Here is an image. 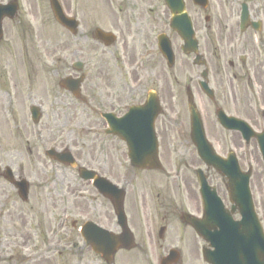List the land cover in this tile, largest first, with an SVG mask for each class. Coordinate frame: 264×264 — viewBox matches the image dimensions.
<instances>
[{
	"label": "flooded vegetation",
	"instance_id": "flooded-vegetation-1",
	"mask_svg": "<svg viewBox=\"0 0 264 264\" xmlns=\"http://www.w3.org/2000/svg\"><path fill=\"white\" fill-rule=\"evenodd\" d=\"M86 2L63 0L64 13L75 20L76 32L60 25L63 33L59 38L47 41L46 80H41V73L35 69L34 73H22L17 83L33 95L31 105L45 108L55 142L61 143L57 138L65 131L68 135L83 129L92 135L91 160L79 161L97 179L82 178L79 168H72L78 184L71 185L69 166L38 155L34 161L44 177L29 185L33 205L28 220H44L58 231L70 226L77 234L80 258L102 260V254L87 244L85 236L95 232L100 237L96 226L113 234L122 232L117 207L120 192L113 185L119 186L124 192L127 224L137 243L135 249L140 248L146 256L152 251L160 258L173 252L178 256L176 264H183L187 256H197L209 247L189 223L193 217L203 218L198 170L209 186L218 176L226 187L225 178L197 154L191 137L190 98L196 102L199 95L207 98V139L224 156L234 151L240 167L252 171V188L264 191L258 139L246 141L241 131L225 128L217 119L219 110L241 118V78L246 75L244 91L254 104L251 117L242 115L255 132L264 134V112L261 119L255 113V105L264 106V79L260 81L247 66L253 56L264 65V8L257 0H222L220 15L215 19L209 15L211 25L206 26L202 52L206 81L213 90L208 96L199 89L203 67L195 63L193 54L180 51L182 42L169 26L171 14L163 0H104V12ZM244 4L248 10L245 18ZM167 37L175 54L172 66L165 58ZM65 78L72 86L62 84ZM256 93L261 102H255L259 100ZM20 156H0V264L6 262L4 253L9 249L16 254L10 255V260L23 254L19 246L11 249L21 235L22 218L27 220L22 214L19 188L13 182V178L27 177ZM152 162L156 166H151ZM216 186L220 193L222 185ZM225 206L230 207L229 203ZM233 217L239 219L237 214ZM130 251L120 250L117 255ZM64 252L62 246L58 253Z\"/></svg>",
	"mask_w": 264,
	"mask_h": 264
},
{
	"label": "rangeland",
	"instance_id": "rangeland-1",
	"mask_svg": "<svg viewBox=\"0 0 264 264\" xmlns=\"http://www.w3.org/2000/svg\"><path fill=\"white\" fill-rule=\"evenodd\" d=\"M1 1L5 2L6 0ZM18 1L20 3L18 16L13 22L5 21L4 31L6 40L2 41L0 44V156L8 153L21 155V164L25 166L26 176L30 180L31 186H33L32 183L35 184V182L40 181L39 179L42 180L44 177L40 174L41 167L37 168L38 162L34 160H38V155H44L46 149L49 147L53 145L57 146V144L59 147H70L75 157L82 162H88L89 159L91 160L94 150L91 144H89L92 135H86L85 133L87 131L83 129L71 131L68 135L65 131L64 135L61 134L59 138H57L58 141L61 140V143L56 144L54 142L53 132L48 128L45 108H43L40 124H34L32 122L29 105L32 103L30 98L33 95H30L24 87L18 85L17 80L21 79L20 75L22 73H27V71L34 73L35 69L41 73V80H46L49 62H47V58L44 55V47L51 37L58 39L63 31L54 24L55 21H53L49 0ZM60 1L62 3L63 0ZM86 1V4H88V1L89 3L91 2V8L94 10L104 12L107 9L104 0ZM257 1L262 4V6L260 5L261 8H264V0ZM221 4L222 0H210V5L207 10H203L195 6L191 0H187L188 10L192 15L195 28L199 31L198 36L201 42L200 49L203 53H205L207 38L206 26L211 25L210 22H205V15L209 14L215 19V16L220 15L223 11V9H221ZM102 15L104 16L106 14L102 13ZM105 20L108 21V18H105ZM213 25H215V23H213ZM250 50L252 51V47H250ZM212 55L214 54L212 53ZM37 58L39 59L37 60ZM247 64V66L251 67V69L258 74L260 81L264 79V65L258 63L254 56ZM251 73L253 72L251 71ZM222 79L225 80L224 88H226V77ZM213 80L216 83L220 82V78L217 77H213ZM247 82L248 76L244 75L241 78V115L244 114L251 117L253 114L251 106L254 104V101L251 96L244 91V87L248 84ZM216 85L219 86L221 84ZM254 89L257 91V87ZM37 92L41 95L43 94L40 90ZM262 92L263 94L261 97L264 100V90H262ZM256 96L258 97V93H256ZM196 100L203 115L210 121L207 114V98L199 95ZM258 101H260V98L259 100L255 99V102ZM46 170H50V168ZM71 170L72 169L69 168L70 173L72 172ZM71 175V185L77 186L76 173L74 175L71 173ZM213 178V185H222V187H220L221 195L227 200V192L225 191L222 179L218 176H214ZM254 189L256 192V187ZM31 191L32 190H30V194ZM254 194L255 203L257 202L259 213L263 219L264 191H257ZM32 205L30 199L28 202H22V214L27 220L22 218L19 226L21 235L17 237V241L15 240L16 244L14 243L11 247V249L14 248L16 250L19 246L23 254L10 260L8 259L10 255L16 254L9 249L4 253L6 255V262L2 264H79V259L83 261L82 264H106L104 261L92 256L80 258L76 250L79 246L77 234L70 226L64 227L61 231H58L57 226H50L46 224L44 220H42V223L38 220L37 222H30L28 220L30 216L28 210ZM39 216L42 219L40 213ZM72 242L76 243L74 247ZM62 246L65 247V252L59 254L58 250H60ZM31 254L36 255L30 258ZM148 254L149 256H146L145 253L141 252L140 248L135 249L126 254L117 255L112 264H159L157 258L153 256L152 251ZM182 263L206 264V262L201 260L200 254L197 256H187L183 259Z\"/></svg>",
	"mask_w": 264,
	"mask_h": 264
},
{
	"label": "water",
	"instance_id": "water-1",
	"mask_svg": "<svg viewBox=\"0 0 264 264\" xmlns=\"http://www.w3.org/2000/svg\"><path fill=\"white\" fill-rule=\"evenodd\" d=\"M168 7L173 13L172 27L177 30L180 36L184 40L183 49L185 52L190 53L198 50V41L195 38L194 31L192 29L191 19L185 9V3L183 0H165ZM196 4L207 6L208 0H194ZM52 9L55 12L57 18L61 21H64V15L61 11V7L57 0H51ZM17 11V4L2 5L0 4V39L2 38V20L8 15L13 17ZM167 58H172V53L166 47L165 50ZM192 113L194 117L193 128L196 131V144L198 146L199 154L207 161L212 163L217 170L227 175L229 179V190L230 197L233 203L236 206H233V209L238 208L241 211L242 219L241 224L239 222H233L228 215L222 216L223 211L217 210L215 206L210 204L207 206L208 211L215 212L214 219L218 222H215V225L221 227L219 234L215 235V240L213 242L215 246V251L212 253L213 258L208 254H205L207 259L216 260L215 264H240V245H239V234L238 230L241 233V264H264V233L262 227L259 223V220L255 214L251 194L249 191L248 175L241 172L235 161H223L221 157L215 154L210 146L208 145L203 131V126L201 120L197 118L195 108H192ZM32 114L34 120H37L39 117V112L36 108L32 109ZM222 122L226 120L221 118ZM53 157L63 161V162H72L73 158L71 154H57L55 151H52ZM23 183V182H21ZM18 185L22 187V194L26 198L27 187L24 184ZM206 193V191H205ZM213 199L216 204L219 203V199L216 197L215 191L212 193ZM206 195V194H205ZM218 217V218H216ZM229 217V218H228ZM224 218V220L222 219ZM229 219V220H228ZM228 220V221H227ZM124 223V219L122 220ZM239 223V224H238ZM198 228V224H195ZM205 238H208V232L203 228L200 231ZM130 235V234H129ZM124 236V234L112 238L113 247L107 249H98V246L94 245V239L88 237L91 244L95 250H98L104 254L106 260L111 262L113 260L115 252L120 247L131 248L133 246L131 236Z\"/></svg>",
	"mask_w": 264,
	"mask_h": 264
}]
</instances>
